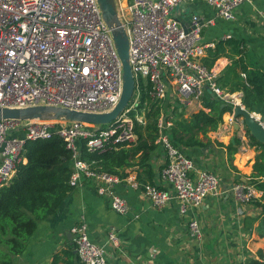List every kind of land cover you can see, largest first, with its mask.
Masks as SVG:
<instances>
[{"label": "built area", "instance_id": "1", "mask_svg": "<svg viewBox=\"0 0 264 264\" xmlns=\"http://www.w3.org/2000/svg\"><path fill=\"white\" fill-rule=\"evenodd\" d=\"M182 1L116 0L129 36L135 77L130 102L107 123L1 118L0 187L9 183L21 162H26L28 140L59 135L74 156L71 184L82 185L84 179H91L98 193L110 197L113 209L120 213L128 212L129 203L115 191L118 185L141 190L156 206L174 197L183 213L221 192L220 176L207 168L196 171L193 158L169 138L166 130L173 123L171 112L162 111L157 139L166 150L161 175L170 187L144 182L129 169L124 176L97 170L79 157L83 140L91 150L121 143L129 146L137 141L136 121L146 122L148 100L140 105L148 83L153 100L167 99L171 85L176 86L181 104L202 107L206 88L228 100L218 81L219 69L204 62L208 48L215 43L203 40L200 16L193 15L186 26L173 14ZM206 1L220 16L234 19L237 8L251 0ZM122 90V61L98 0H0V106L48 104L103 113L116 106ZM258 119L264 127V115H258ZM233 190L244 202L263 194L252 182L243 180L234 184ZM188 225L193 235L202 237L197 219H190ZM72 232L82 264H109L105 246L89 237L85 222L75 225ZM109 238L116 241L115 232H110ZM258 258L264 261V246Z\"/></svg>", "mask_w": 264, "mask_h": 264}, {"label": "crops", "instance_id": "2", "mask_svg": "<svg viewBox=\"0 0 264 264\" xmlns=\"http://www.w3.org/2000/svg\"><path fill=\"white\" fill-rule=\"evenodd\" d=\"M191 13L201 18L205 42H214L215 47L220 40L236 38L248 54L249 67L264 68V0L241 4L234 19L220 16L206 0H183L173 12L186 26ZM226 51L235 58L241 55L231 46H227ZM208 54L209 48L204 62ZM232 62L233 58L220 55L212 66L219 69L218 81L228 94V100L242 102L243 91L231 92L228 88L231 83L226 84L223 79ZM236 68L242 71L239 66ZM167 99L172 105L180 103L176 86H170ZM200 108L180 105L185 117ZM237 122L235 114L225 113L218 129L208 135L200 134L202 145L186 148L195 161L196 171L207 168L220 176L218 195H209L201 205L189 206L183 213L174 197L165 205L156 206L141 190L118 185L115 191L129 203L128 212L120 213L113 209L110 197L98 193L91 179H84L82 185L73 187L55 214L39 223L25 251L14 256L12 264H66L71 261L82 264L72 232L81 222L87 224L89 237L105 246L109 264H240L258 257L264 246V237L256 230L260 218L249 220L247 225L246 218L259 216L263 208L238 199L233 186L242 180L253 183L254 164L262 148L254 142L247 127ZM151 154L153 177L146 180L170 187L161 175L166 162L165 148L159 144ZM141 169L136 165L130 167L129 172H137L139 177ZM192 218L200 222L201 238L189 229L188 222ZM110 232H115L116 241L110 240Z\"/></svg>", "mask_w": 264, "mask_h": 264}, {"label": "trees", "instance_id": "3", "mask_svg": "<svg viewBox=\"0 0 264 264\" xmlns=\"http://www.w3.org/2000/svg\"><path fill=\"white\" fill-rule=\"evenodd\" d=\"M227 46L241 53L240 57L235 58L227 52ZM220 55L233 58L232 64L223 74L225 83H231L228 85L229 90H242L245 107L264 115V68L249 67L246 60L248 54L240 47V40L233 37L220 40L215 47L209 48L205 63L212 66ZM149 89L150 83L143 90L140 105L143 106L144 101L148 100L146 122L136 121L138 139L135 143L129 146L122 143L112 147L104 145L91 150L83 140L79 157L89 162L94 169L123 176L130 167L138 165L142 168L139 170V178L147 182L146 178L153 177L151 153L160 144L157 142L160 133L158 121L162 111L173 114V123L166 132L173 144L188 155L186 148L202 145L200 134L208 135L210 131L218 129L224 114L233 112L235 107L232 101L222 99L206 88L202 97L203 107L185 117L179 102L172 108L168 99L153 100ZM251 137L262 148L254 164L253 184L263 195L250 202L261 206L263 211L259 216L247 217L246 225L249 220L260 218L256 230L259 236L264 237V177H256L264 175V143ZM24 154L26 162H21L9 183L0 187V264H12L14 256L25 251L39 223L55 214L75 187L70 182L75 169L74 156L64 138L53 135L50 138L28 140ZM66 264L75 263L71 261ZM246 264H264V261L252 257Z\"/></svg>", "mask_w": 264, "mask_h": 264}, {"label": "water", "instance_id": "4", "mask_svg": "<svg viewBox=\"0 0 264 264\" xmlns=\"http://www.w3.org/2000/svg\"><path fill=\"white\" fill-rule=\"evenodd\" d=\"M103 17L112 30V35L123 65V90L116 106L107 112L96 113L71 109L64 106L37 104L28 106H0L1 118L20 120H68L84 121L89 123H107L118 117L133 96L135 77L130 63V42L127 31L122 24L116 0H98ZM193 15L189 16L191 21ZM235 117L239 126L242 124L258 141L264 143V127L260 124L258 115L251 112L244 105L234 107Z\"/></svg>", "mask_w": 264, "mask_h": 264}]
</instances>
